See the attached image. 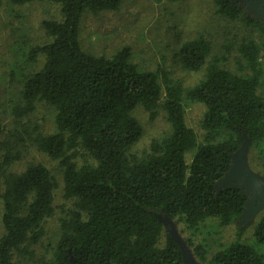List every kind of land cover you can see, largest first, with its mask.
I'll use <instances>...</instances> for the list:
<instances>
[{
	"label": "trees",
	"instance_id": "16d2710c",
	"mask_svg": "<svg viewBox=\"0 0 264 264\" xmlns=\"http://www.w3.org/2000/svg\"><path fill=\"white\" fill-rule=\"evenodd\" d=\"M9 1L22 5L42 0ZM48 1L60 6L62 19L44 20L48 40L29 52L31 61L42 55L44 63L23 81L18 117L29 115L38 101L55 109L52 133L33 135L29 124H22L23 133L38 149L60 160L64 197L74 201V208L60 218L58 240L50 256L42 254L38 264H185L166 217L184 221L191 230L208 218L223 226L237 222L241 237L248 196L235 186L219 187V182L246 137L250 144L264 142L259 46L253 41L241 44L248 72L239 74L222 67V57L211 56L205 36L185 40L178 49L182 67L205 73L194 85L184 86L164 69H140L127 46L113 56L82 47L84 15L116 11L121 0ZM214 2L220 14L264 32V19L248 13L240 0ZM1 39L0 19V62ZM188 102L206 108L202 142L187 124ZM137 106L148 110L152 119L161 106L170 125V132L153 139L150 151L141 155L131 151L143 135L133 115ZM13 145L0 141L6 147L0 158L5 229L0 264H20L15 255L33 254L30 246L40 241L43 222L54 214L55 177L39 162H29L21 172L11 170L19 159ZM81 150L91 161L77 163ZM254 237L264 245V211ZM240 239L210 259L204 245L197 244L194 251L205 264H264L257 245Z\"/></svg>",
	"mask_w": 264,
	"mask_h": 264
},
{
	"label": "rangeland",
	"instance_id": "374dc122",
	"mask_svg": "<svg viewBox=\"0 0 264 264\" xmlns=\"http://www.w3.org/2000/svg\"><path fill=\"white\" fill-rule=\"evenodd\" d=\"M245 10L248 13L251 11L246 3ZM0 19V141L8 140L17 149L13 151L19 155V159L12 164L11 170L21 172L29 162L43 163L50 169L57 182L54 191V214L43 222L44 234L40 241L30 246L33 254L15 255L20 264H38L37 259L42 254L50 256L60 234V218L65 217L68 211L74 208V201L64 197L63 167L60 160L38 149L33 141L29 140L27 133H23L26 127L22 124H29V131L33 135L38 131L44 134L52 133L55 130V109L43 101H38L29 115L18 117V103L26 75L39 70L44 63L42 55L35 61L28 57L33 46L48 40L43 21L62 19V14L60 6L48 0L22 5L0 0ZM200 35L211 42V56L222 57L220 65L239 74L248 72L240 46L245 41L255 42L260 48L259 59L264 70V32L242 20L230 19L220 14L214 0H121V5L116 11L86 13L81 22L80 40L86 51L106 56H113L127 46L131 49L132 61L140 69H164L170 78L181 81L184 86H191L204 76L205 70L197 72L183 68L178 49L185 40ZM261 84L259 93L264 96V74ZM205 110L201 103H186V121L198 134L199 142L204 138L201 121ZM133 115L141 123L143 135L131 151L141 155L150 151L153 139H160L170 132V125L161 106L158 107V115L154 119L143 106H137ZM5 151L6 147L0 146V158ZM191 155L192 153L187 154L188 162ZM263 156L264 142L249 144L246 153L249 167L260 176H264ZM76 161L82 164L91 159L81 150ZM1 193L0 189V236L5 231ZM263 211L264 209L251 216L248 223L241 220L245 228L241 237L237 222L223 226L215 218L202 221L194 230L187 228L186 223L179 219H173L166 225L174 224L190 258L196 263L205 264L195 254L194 246L197 244L204 245L207 259L238 238L256 244L264 253V245H258L254 237L255 227Z\"/></svg>",
	"mask_w": 264,
	"mask_h": 264
},
{
	"label": "water",
	"instance_id": "95a60500",
	"mask_svg": "<svg viewBox=\"0 0 264 264\" xmlns=\"http://www.w3.org/2000/svg\"><path fill=\"white\" fill-rule=\"evenodd\" d=\"M248 5L250 13L254 14L255 18L264 19V0H240ZM249 139L246 137L242 146L232 155V165L228 174L219 182V187L235 186L247 194L248 202L243 216L240 220L244 223L250 221V217L257 214L264 209V176H260L253 172L249 167L246 153L249 146ZM165 225L167 222H172V219L166 217L164 219ZM170 234L178 242L184 257L185 264H198L193 261L185 244L178 234L174 224L166 225ZM200 264V263H199Z\"/></svg>",
	"mask_w": 264,
	"mask_h": 264
}]
</instances>
